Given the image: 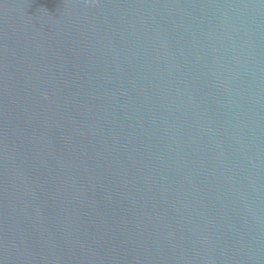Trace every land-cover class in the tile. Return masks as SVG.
Wrapping results in <instances>:
<instances>
[{
  "label": "water",
  "instance_id": "1",
  "mask_svg": "<svg viewBox=\"0 0 264 264\" xmlns=\"http://www.w3.org/2000/svg\"><path fill=\"white\" fill-rule=\"evenodd\" d=\"M0 264H264V0H0Z\"/></svg>",
  "mask_w": 264,
  "mask_h": 264
}]
</instances>
